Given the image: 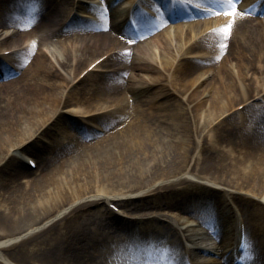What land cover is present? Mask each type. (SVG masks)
Instances as JSON below:
<instances>
[{"label":"bare ground","instance_id":"bare-ground-1","mask_svg":"<svg viewBox=\"0 0 264 264\" xmlns=\"http://www.w3.org/2000/svg\"><path fill=\"white\" fill-rule=\"evenodd\" d=\"M254 1L225 16L211 0H144L160 17L139 16L137 36L105 13L67 19L86 17L81 0H0V73L19 70L0 83V264H234L230 200L245 264H264Z\"/></svg>","mask_w":264,"mask_h":264},{"label":"snow or ice","instance_id":"snow-or-ice-1","mask_svg":"<svg viewBox=\"0 0 264 264\" xmlns=\"http://www.w3.org/2000/svg\"><path fill=\"white\" fill-rule=\"evenodd\" d=\"M237 3H239V0H227V5H221V10L217 12V15L223 14L225 16H235ZM233 23L234 20H230V22L225 26V38H227V33L232 28Z\"/></svg>","mask_w":264,"mask_h":264},{"label":"rangeland","instance_id":"rangeland-1","mask_svg":"<svg viewBox=\"0 0 264 264\" xmlns=\"http://www.w3.org/2000/svg\"><path fill=\"white\" fill-rule=\"evenodd\" d=\"M259 17H261V18H264V15L263 16H259ZM140 38V37H139ZM138 39V38H137ZM150 39H152V38H150ZM7 71V73H10L11 72V69L9 68V69H7L6 67L4 68V71ZM3 71V70H2ZM18 72H19V70H18ZM16 70H12V73H14L15 74V77H18L19 76V73H18ZM1 74V73H0ZM6 79V77H5V75H4V77H0V83H4L5 80ZM14 78L13 77H10L9 79L7 78V80L6 81H8V80H13ZM241 121V119H237V126H240V125H242V123L240 122ZM243 122H245V121H243ZM232 138V137H231ZM222 145V144H221ZM221 193H222V191H220ZM250 195V194H249ZM251 196V195H250ZM252 197V196H251ZM260 196H257L255 199H258ZM191 203H188L187 204V207L190 209V207H191ZM259 232L257 231V230H254V231H251V236H252V238H254L257 234H258ZM160 240H162V239H160ZM261 240H262V242H264V236L263 237H261ZM249 252H248V256H249V261L251 260V262H252V260L254 259V260H256V257H255V253L253 252H251L250 250H248Z\"/></svg>","mask_w":264,"mask_h":264}]
</instances>
